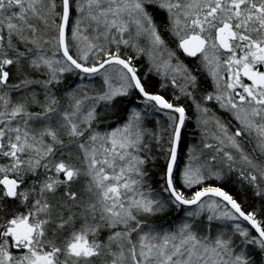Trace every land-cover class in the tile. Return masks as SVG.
Wrapping results in <instances>:
<instances>
[{"label": "snow or ice", "instance_id": "1", "mask_svg": "<svg viewBox=\"0 0 264 264\" xmlns=\"http://www.w3.org/2000/svg\"><path fill=\"white\" fill-rule=\"evenodd\" d=\"M158 11L194 66L169 47ZM121 44L147 55L150 71L193 100L201 124L216 127V143L204 145L213 150L210 159L193 152L179 177L183 188L202 186L191 198L176 175L186 109L149 92ZM201 73L215 90L197 102ZM66 74L80 81L100 75L105 88L89 95L75 85L65 102L54 89ZM133 91L171 121L156 195L145 188L141 112L104 133L94 127L98 105L115 107ZM213 102L234 125L212 113ZM71 146L79 164L64 151ZM0 159V264H256L244 248L264 254V220L207 181L225 180L241 166L240 176L264 196V0H0ZM29 177L36 178L30 185ZM169 205L187 206L191 219L174 232L150 226L147 217ZM205 211L209 228L213 220L241 219L250 227L234 223L231 235H201L194 225Z\"/></svg>", "mask_w": 264, "mask_h": 264}, {"label": "trees", "instance_id": "2", "mask_svg": "<svg viewBox=\"0 0 264 264\" xmlns=\"http://www.w3.org/2000/svg\"><path fill=\"white\" fill-rule=\"evenodd\" d=\"M166 13L158 11L156 15V23L163 29L165 38L168 41L169 47L176 51L178 58L189 66H194L192 60L186 57L178 48H176V38L167 31V18ZM76 12L73 13L72 24L76 21ZM74 50V49H73ZM111 50V49H110ZM75 52V51H73ZM120 53L123 57H134L133 63L138 69V74L141 76L142 81L149 92L163 95L170 102L177 105H182L186 109L187 121L186 126L183 129L178 166L176 169L177 175V187L184 191L188 198L194 194L195 191L199 190L201 185H197L191 189L183 188L180 184L179 177L186 165L189 162V155L193 152L200 157L201 160L210 159L213 154L212 149L204 147L205 143H208L200 121V113L197 111L195 103L189 97L181 95L177 91L170 92L169 88H166L165 82L153 71H150V64L143 56H134L127 49H120ZM100 58H105L103 53L100 54ZM94 57H90L89 62H94ZM35 78H38L36 75ZM66 80L63 86L72 88L77 82L76 74H66ZM56 90V88L54 89ZM213 91V82L207 73H201L200 85L195 92L196 101L199 102L201 96L206 92ZM101 93V91H98ZM98 93V94H99ZM179 96V100L176 97ZM212 113L219 117L225 124L231 122L233 125L235 121L229 116L228 113L221 112L214 102L210 105ZM140 111L142 116L141 127L145 131L144 136V151L140 153L141 157L145 159L143 165L147 176L145 177V188L150 189L153 195H156L161 191L163 184V172L167 164V153L169 149V139L171 132V121L169 120V114L164 110L156 111L147 107L141 103L139 95L133 91L127 97L118 98L115 103V107L111 105L100 104L97 106L99 113V122L94 124L97 131L101 133L107 132L114 129L117 126L125 123L129 114L133 111ZM250 151L252 145L247 146ZM1 163V162H0ZM35 177H29L28 183L31 184ZM207 184L220 186L225 191H228L233 197L241 204L242 209L245 212H254L258 219L264 220V196L256 195L257 188L243 179L237 167L236 171L227 172V178L225 180H209ZM166 195V194H165ZM189 208L180 206H167L166 210L155 216L147 217V222L150 226L162 231V232H173L176 228L190 220L191 218L186 215ZM210 213L200 215L195 221L196 231L201 235L215 236L220 232L231 235L232 225L234 223H240L242 226L249 227L245 222L239 221H225V220H213L211 222V228H209V221L207 219ZM236 243H240V238H235ZM246 255L256 261V264H264V254L259 253V249L248 245L244 248Z\"/></svg>", "mask_w": 264, "mask_h": 264}, {"label": "rangeland", "instance_id": "3", "mask_svg": "<svg viewBox=\"0 0 264 264\" xmlns=\"http://www.w3.org/2000/svg\"><path fill=\"white\" fill-rule=\"evenodd\" d=\"M76 15L78 16L79 15V13H76ZM166 15V14H165ZM77 18V17H76ZM85 23H87V21H85ZM139 43H140V45H141V47H144V48H147L148 47V42H147V40L146 39H143V38H141L140 39V41H139ZM105 47H106V49H108V50H115L116 48H117V45L116 44H107V43H105ZM73 51H76V49H75V47H73ZM120 49H127L131 54H133L134 56H143L147 61H148V63L150 64V68H151V61L149 60V57L147 56V55H139L133 48H131V47H125L123 44H121L120 46H119V50ZM113 67H116V66H109V70H111V68H113ZM103 71V70H102ZM154 73H156L155 71H153ZM38 75V78L37 79H41L42 77H40L39 76V74H37ZM82 75V74H81ZM158 75V74H157ZM164 82H165V86H166V88H169V90H170V92H173V91H177V92H179L180 93V90H179V88H177V87H173L172 85H171V82H170V80H168V79H165V78H163L161 75H158ZM211 78V77H210ZM65 80H66V78H65ZM64 80V81H65ZM63 81V82H64ZM67 85V84H66ZM63 86V83H61V84H59V85H57L56 86V90H55V92H56V94L58 95V96H64V99H65V102H67V96H66V92H67V90L68 89H71L70 87L68 88V86ZM75 85H80V86H87V91H88V93H89V95H96V94H98L99 92L98 91H102L104 88H105V85L103 84V77L102 76H100V75H96V76H94V77H90V78H85V80L84 81H80L79 79H78V76H77V82L75 83ZM73 88V87H72ZM215 90V86H214V84H213V91ZM181 94V93H180ZM89 104H91V103H93V101H89L88 102ZM217 106L218 107H220L218 104H217ZM33 111H37L38 109L37 108H33L32 109ZM224 110V109H223ZM229 115H230V113H229ZM231 117V116H230ZM200 118V117H199ZM199 121H200V119H199ZM200 124H201V122H200ZM201 126H202V128L201 129H203V132H204V135H205V138H206V140H207V142L208 143H213V144H215L216 143V141L215 140H213L212 139V134L213 133H215L217 130H216V127H215V125L213 124V123H209L207 126H205V125H203V124H201ZM64 140H65V144H67L68 143V138L67 137H64ZM69 150H71L72 151V153H73V161L75 162V163H77V164H79L80 163V161L78 160V159H75V157H76V155L78 154V150L74 147V146H71L70 147V149H65L64 151H65V153H67ZM64 159H68V157H67V155L65 154V156L63 157ZM0 162L1 163H4L5 161L4 160H2V159H0ZM238 167V170H239V168L241 167V166H237ZM43 170H41V172H42ZM43 177L41 176V179H42ZM21 210H23V209H21ZM205 213H207V211H205V212H203L202 214H205ZM201 214V215H202ZM226 221V220H225ZM178 228H176L174 231H176ZM173 231V232H174ZM106 237H107V232L105 231V232H103L102 234H101V237H100V239L101 240H104V239H106Z\"/></svg>", "mask_w": 264, "mask_h": 264}, {"label": "water", "instance_id": "4", "mask_svg": "<svg viewBox=\"0 0 264 264\" xmlns=\"http://www.w3.org/2000/svg\"><path fill=\"white\" fill-rule=\"evenodd\" d=\"M109 67V66H108ZM164 111H166V110H164ZM186 121H187V119H186ZM185 126H186V122H185ZM185 126L183 127V129L185 128ZM182 129V132H181V137H182V133H183V130ZM179 149H180V146H179ZM179 149H178V157H179ZM178 161V160H177ZM177 166H178V162H177ZM177 169V168H176ZM183 207H186V208H188L187 206H183ZM192 207H195V206H192ZM241 221L242 222H245L246 224H247V222L246 221H243L242 219H241ZM250 227V226H249Z\"/></svg>", "mask_w": 264, "mask_h": 264}, {"label": "flooded vegetation", "instance_id": "5", "mask_svg": "<svg viewBox=\"0 0 264 264\" xmlns=\"http://www.w3.org/2000/svg\"><path fill=\"white\" fill-rule=\"evenodd\" d=\"M189 58V57H188ZM189 59H191V60H193V58H189ZM147 108V107H146ZM219 108V110L221 111V112H225L222 108H220V107H218ZM225 113H228V112H225ZM229 114V113H228ZM231 115V114H230ZM229 115V116H230Z\"/></svg>", "mask_w": 264, "mask_h": 264}]
</instances>
